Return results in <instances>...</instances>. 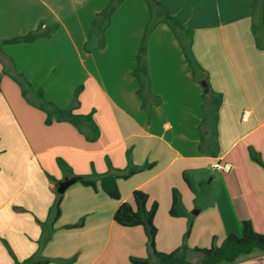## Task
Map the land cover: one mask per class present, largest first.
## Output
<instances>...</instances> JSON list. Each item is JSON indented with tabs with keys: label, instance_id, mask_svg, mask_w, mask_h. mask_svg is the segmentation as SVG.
Returning a JSON list of instances; mask_svg holds the SVG:
<instances>
[{
	"label": "crops",
	"instance_id": "crops-1",
	"mask_svg": "<svg viewBox=\"0 0 264 264\" xmlns=\"http://www.w3.org/2000/svg\"><path fill=\"white\" fill-rule=\"evenodd\" d=\"M158 1L193 32L194 56L211 89L223 96L217 127L210 121L203 129V152L204 88L166 24L150 36L147 55L152 92L162 103L149 115L137 94L132 72L151 18L145 0L124 1L105 32L106 47L91 53L84 47L93 22L112 0H0V264L30 258L49 264H133L131 257H150L144 229L114 220L136 190L148 194L149 207L158 204L161 253L182 247L190 221V262L201 257L195 249L241 235L243 221L264 234V169L250 156L253 149L264 162V50L252 32L255 0ZM55 25L49 37L4 44ZM18 74L31 87L25 96ZM80 87L74 113L93 115L100 130L94 142L86 138L87 126L46 124L35 93L42 91L46 102L66 110ZM107 160L118 171L152 167L119 181L121 201L80 182L72 185L62 194L61 215L53 223L56 185L93 172L104 175ZM218 163L230 164L231 172L214 170ZM197 187L214 189L211 201L209 195L198 197ZM174 191L185 216L170 214ZM82 221L83 227L66 228ZM232 264H264V253L254 250Z\"/></svg>",
	"mask_w": 264,
	"mask_h": 264
},
{
	"label": "trees",
	"instance_id": "trees-1",
	"mask_svg": "<svg viewBox=\"0 0 264 264\" xmlns=\"http://www.w3.org/2000/svg\"><path fill=\"white\" fill-rule=\"evenodd\" d=\"M126 0H112V2L99 12L93 22L92 29L89 34L88 41L85 44L84 50L86 53H91L94 50H102L106 47L105 32L111 24V19L115 11L124 3ZM151 11V18L147 24L144 38L140 46L137 55V66L132 72V76L138 81L139 88L137 90L138 96L142 99L143 109L152 114L153 107L159 106L162 101L161 98L155 96L152 92L151 79L148 69V41L152 33L156 30L158 25H168L176 38L178 39L182 49L186 55V58L192 68L194 79L197 83L202 85V81H206L208 89L204 88V103L203 112L204 118L200 125L201 144L200 151L203 152V129L211 121L213 127H217L219 120V111L223 102L222 94L213 91L209 85V75L197 62L193 53V32L188 30L182 23L174 18L164 7V5L158 0H145ZM58 28V25L47 28L44 32H33L26 36L15 38L9 41H5L4 44H19V43H31L40 37H49ZM252 32L255 37L256 46L260 50H264V0H255L253 3V23ZM97 43V44H96ZM16 81L23 88V95L25 96L28 90L31 91L30 85L22 78L20 74L16 75ZM81 87L78 88L75 94V98L72 106L69 109L61 110L55 107L53 104L48 103L44 100L42 91L35 92L39 100V107L46 112L47 119L46 124H51L53 121L56 122H68L76 126L79 130L83 126L89 128L90 133L86 136L88 141L94 142L100 136V130L93 120V115H80L74 113L75 108L79 106V95ZM218 149V147L216 148ZM212 155L217 154V150H210ZM251 159L264 169V162L261 155L255 150L250 149ZM59 167L73 175L71 168L62 159H58ZM108 172L104 175H97L95 172L88 177H80L79 181L82 185L91 187L95 191L101 190L110 199L115 201H121V193L119 188L120 180H128L133 176L151 169L152 165H146L144 167L130 166L127 171L116 170L111 162L107 160ZM186 183L191 190L194 187L189 182L187 175L184 176ZM58 184L56 185V202L52 213L54 214L53 223H55L61 215V201L63 198L62 194L57 192ZM149 196L148 194L136 190L133 193V201L122 203L118 208L114 220L116 224L124 228H135L142 227L148 238V244L150 248V257L148 258H136L131 257L130 261L133 264H193L187 257L188 247L186 242L191 235L193 229V222L190 221L188 230L185 234L184 244L181 248L176 251L166 254L161 253L156 248V237L158 229L155 224L156 215L158 213V204L154 203L151 207L148 206ZM181 198L178 192L174 191L173 205L170 214L173 217H182L185 214L181 211ZM84 226V222H80L76 225L67 226V229H75ZM54 231L51 227L50 234ZM49 234V235H50ZM45 242V240H44ZM258 250L264 253V234L257 233L254 230L251 221L242 222V234H232L228 236L221 246L215 244V240L211 247L204 249H195L194 252L201 255L200 264H232L235 263L240 256L248 255L252 251ZM155 260L153 263L152 260ZM50 260L35 261L34 258H30L25 262L21 263L16 260V264H49Z\"/></svg>",
	"mask_w": 264,
	"mask_h": 264
},
{
	"label": "water",
	"instance_id": "water-1",
	"mask_svg": "<svg viewBox=\"0 0 264 264\" xmlns=\"http://www.w3.org/2000/svg\"><path fill=\"white\" fill-rule=\"evenodd\" d=\"M202 86L206 90L208 89V84L206 81H202ZM81 180L80 177H71V178H65L64 180L60 181L58 183V193L59 194H64L72 185L78 183Z\"/></svg>",
	"mask_w": 264,
	"mask_h": 264
},
{
	"label": "rangeland",
	"instance_id": "rangeland-1",
	"mask_svg": "<svg viewBox=\"0 0 264 264\" xmlns=\"http://www.w3.org/2000/svg\"><path fill=\"white\" fill-rule=\"evenodd\" d=\"M211 172H212V173H215V172H213L212 170H211ZM206 181H207V180H206ZM196 190H197L196 195H198V197L204 199L205 196H208V195H209V197H210V201H211V198L213 197V190H214V189H212L211 192L209 191V193H208V192H204V190H201L199 187H197ZM206 193H207V195H206ZM205 199H206V198H205ZM205 199H204V200H205ZM193 211L196 212L197 209H195V210H193ZM191 261H192L193 263L200 264V263H201V257H200V256H197V257L191 258Z\"/></svg>",
	"mask_w": 264,
	"mask_h": 264
},
{
	"label": "built area",
	"instance_id": "built-area-1",
	"mask_svg": "<svg viewBox=\"0 0 264 264\" xmlns=\"http://www.w3.org/2000/svg\"><path fill=\"white\" fill-rule=\"evenodd\" d=\"M245 118H246V116H245ZM213 168H214V170L220 171L222 173H229L232 170V166L230 164H227V163L226 164H221V163L215 164V165H213Z\"/></svg>",
	"mask_w": 264,
	"mask_h": 264
}]
</instances>
